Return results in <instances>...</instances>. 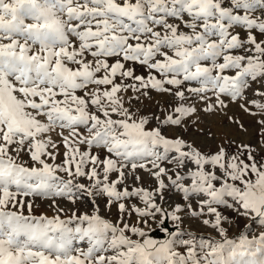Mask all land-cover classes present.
<instances>
[{
  "label": "snow or ice",
  "instance_id": "1",
  "mask_svg": "<svg viewBox=\"0 0 264 264\" xmlns=\"http://www.w3.org/2000/svg\"><path fill=\"white\" fill-rule=\"evenodd\" d=\"M0 264H264V0H0Z\"/></svg>",
  "mask_w": 264,
  "mask_h": 264
},
{
  "label": "rangeland",
  "instance_id": "2",
  "mask_svg": "<svg viewBox=\"0 0 264 264\" xmlns=\"http://www.w3.org/2000/svg\"><path fill=\"white\" fill-rule=\"evenodd\" d=\"M258 86V85H257ZM157 99H160V97H157ZM235 110V109H233ZM211 119V118H209ZM244 119V123H245V127L248 129L247 133H240L235 131L234 129H228L225 128V131L228 132L230 135L234 136V138L237 140V142L243 141L244 143H250V142H254L257 140L258 138V132H257V126L255 123V119H253L252 117H243ZM193 131H195V129H193ZM166 134L171 136L174 134H177V130L175 129H167L166 130ZM186 138L187 134L185 133ZM145 181H148V177L145 176ZM37 207L34 209V212L36 215H40L42 212H47V214L49 216L53 215V213L51 212V210H49L47 208V202L46 201H40L38 200L37 202ZM66 207H72L71 205H67L65 204ZM115 214V209L112 210V213H108L107 211L104 212V215L109 216L111 218V216H114ZM188 225H185V227H187ZM192 228L197 229L198 225L193 223L191 225ZM203 231H207L206 229H204ZM239 229H236L235 227L232 228L231 232L232 233H236L238 232ZM253 231V229H249V233H251ZM86 247V243L83 245Z\"/></svg>",
  "mask_w": 264,
  "mask_h": 264
}]
</instances>
